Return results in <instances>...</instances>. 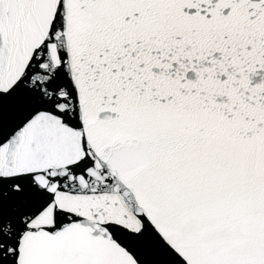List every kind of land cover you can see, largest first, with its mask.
<instances>
[{
    "label": "snow or ice",
    "instance_id": "obj_1",
    "mask_svg": "<svg viewBox=\"0 0 264 264\" xmlns=\"http://www.w3.org/2000/svg\"><path fill=\"white\" fill-rule=\"evenodd\" d=\"M0 264H264V0H0Z\"/></svg>",
    "mask_w": 264,
    "mask_h": 264
}]
</instances>
